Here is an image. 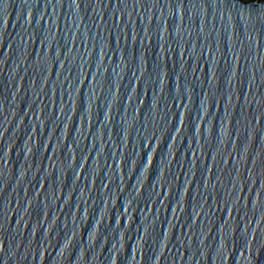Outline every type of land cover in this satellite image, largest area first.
<instances>
[{
    "label": "water",
    "instance_id": "water-1",
    "mask_svg": "<svg viewBox=\"0 0 264 264\" xmlns=\"http://www.w3.org/2000/svg\"><path fill=\"white\" fill-rule=\"evenodd\" d=\"M0 264H264V0H0Z\"/></svg>",
    "mask_w": 264,
    "mask_h": 264
}]
</instances>
